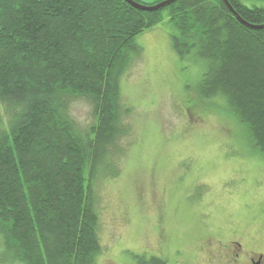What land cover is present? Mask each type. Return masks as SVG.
Masks as SVG:
<instances>
[{
    "label": "trees",
    "instance_id": "1",
    "mask_svg": "<svg viewBox=\"0 0 264 264\" xmlns=\"http://www.w3.org/2000/svg\"><path fill=\"white\" fill-rule=\"evenodd\" d=\"M156 5L164 0L146 4ZM176 0L156 11L124 0H0V243L5 262L95 264V186L116 178L123 122L119 79L135 38L158 24L178 56L206 63L203 99L264 154V3ZM85 98L80 130L70 103ZM219 103V102H218ZM136 264H169L154 255Z\"/></svg>",
    "mask_w": 264,
    "mask_h": 264
},
{
    "label": "rangeland",
    "instance_id": "2",
    "mask_svg": "<svg viewBox=\"0 0 264 264\" xmlns=\"http://www.w3.org/2000/svg\"><path fill=\"white\" fill-rule=\"evenodd\" d=\"M134 43L140 52H129L119 79L129 127L118 140L119 174L95 186L101 246L95 264H136L143 254L169 264H230L233 242L240 244L239 264L259 254L264 264V154L217 112L218 98L199 95L206 63L178 56L165 24ZM91 114L87 99L71 101L80 130ZM207 244L217 253L211 263L204 259ZM1 255L0 243V264H16Z\"/></svg>",
    "mask_w": 264,
    "mask_h": 264
},
{
    "label": "water",
    "instance_id": "3",
    "mask_svg": "<svg viewBox=\"0 0 264 264\" xmlns=\"http://www.w3.org/2000/svg\"><path fill=\"white\" fill-rule=\"evenodd\" d=\"M126 3H128L129 5H131L132 7H134L135 9L141 10V11H156L158 9H161L165 6H168L170 4H172L173 2H175L176 0H164L160 3H157L156 5H152V6H147V5H143V4H138L135 3L132 0H124ZM224 3L227 5V7L229 8V10L232 12V14L242 23L245 24L247 26L253 27V28H261L262 26H251L248 25L244 20L241 19V17L236 13V11L233 9V7L229 4L228 0H223Z\"/></svg>",
    "mask_w": 264,
    "mask_h": 264
},
{
    "label": "flooded vegetation",
    "instance_id": "4",
    "mask_svg": "<svg viewBox=\"0 0 264 264\" xmlns=\"http://www.w3.org/2000/svg\"><path fill=\"white\" fill-rule=\"evenodd\" d=\"M236 245V246H234ZM239 247H240V244L237 243V242H233V246L230 250V253L232 254L231 256V260L232 262L230 264H239L240 262V250H239ZM203 249V247H202ZM204 251H205V257L204 259H206V261L208 263H211L216 257H217V253L211 249V245L210 244H207L204 248ZM261 259H262V255H258L257 257V261H254L253 258L250 259L251 261V264H261Z\"/></svg>",
    "mask_w": 264,
    "mask_h": 264
}]
</instances>
